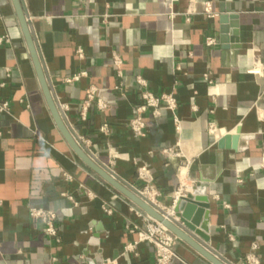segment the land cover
Segmentation results:
<instances>
[{
  "label": "crops",
  "instance_id": "obj_1",
  "mask_svg": "<svg viewBox=\"0 0 264 264\" xmlns=\"http://www.w3.org/2000/svg\"><path fill=\"white\" fill-rule=\"evenodd\" d=\"M20 2L81 148L135 195L151 183L163 210L201 185L209 202L204 250L222 264H244L255 243L264 264V0ZM222 16L236 25L232 43L220 33ZM0 37L8 40L0 45V100L10 108L0 114V264H153V246L137 241L147 215L59 133L11 0H0ZM80 72L86 76L70 81ZM136 77L154 95L173 93L178 130L161 110L145 113L143 136L133 135ZM236 134V150L218 147ZM30 207L55 213L57 238L44 235ZM174 252L170 264H212L178 238Z\"/></svg>",
  "mask_w": 264,
  "mask_h": 264
},
{
  "label": "water",
  "instance_id": "obj_2",
  "mask_svg": "<svg viewBox=\"0 0 264 264\" xmlns=\"http://www.w3.org/2000/svg\"><path fill=\"white\" fill-rule=\"evenodd\" d=\"M15 13L17 15L23 36L25 38L32 63L40 83L47 107L50 114L54 120V123L66 141L70 149L75 153V155L94 173L106 181L110 186H112L119 193L128 198L132 203L139 207L148 217L156 222L161 223L165 228H167L172 234H174L178 239L187 243L190 247L196 250L200 255L206 258L212 264H222L220 261L215 259L213 256L208 254L203 247V241L207 242L208 238L205 235L207 232V218L209 209L208 198L205 194L204 187L197 185L192 191L184 196L179 197L173 207V212L178 222L167 221L163 216L162 212L153 208L142 199H140L133 192L123 187L115 179H113L104 168H102L89 154H87L78 144L75 137L70 133L66 127L63 119V115L59 110L58 105L55 103L49 85L47 83L45 74L40 63L38 53L32 38L29 24L26 20L24 11L20 0H11ZM233 18L222 16L220 18V23L225 26V28L220 29L222 35L228 36V40L232 43L235 40L234 29L235 24L230 23ZM227 26V27H226ZM230 29L232 31H230ZM239 136L224 135L218 140L217 144L220 149H232L236 150L238 145Z\"/></svg>",
  "mask_w": 264,
  "mask_h": 264
},
{
  "label": "built area",
  "instance_id": "obj_3",
  "mask_svg": "<svg viewBox=\"0 0 264 264\" xmlns=\"http://www.w3.org/2000/svg\"><path fill=\"white\" fill-rule=\"evenodd\" d=\"M3 42H8L6 37H0V45ZM213 39H206V45L211 46L214 44ZM77 55L82 58L83 52L81 49H77ZM113 66L116 72V76L122 77V61L117 55H113L112 58ZM85 72H80L75 74L70 81H78L80 78L85 77ZM209 82V81H207ZM136 83L142 88L140 93V103L137 105L134 111V116L129 122V128L135 137H142L145 131V120L144 114L149 112L153 117L159 116L161 110L169 111L174 118V123L177 130L179 129V121L175 117V111L177 108V101L173 93L154 95L146 89V82L141 77H136ZM0 87H4L3 83H0ZM94 90L90 89L88 91V102L92 99L94 95ZM100 109L105 108L103 104H97ZM61 109V107H60ZM10 111L9 103L6 100H0V114H8ZM62 111V109H61ZM105 126L101 130H105ZM80 146H84L82 140L77 139ZM163 154L170 153L169 150L162 151ZM178 156V154H174ZM67 180H70L69 176H66ZM137 195L144 202L152 206L153 208L162 212V216L167 221L178 222L173 212V207L170 210H163L156 205L155 199L157 197V190L152 186L151 183L147 182L144 188L137 191ZM69 201H73V198L69 195L63 194ZM177 200V199H176ZM176 202V201H175ZM228 208L227 205L224 206ZM29 216L39 221L42 224V231L44 235L50 238H57V230L55 227L56 215L53 211L43 208H29ZM108 212V211H107ZM138 242H146L153 246L154 248V262L153 264H170V262L177 258L174 252V245L177 241V237L172 234L167 228H165L161 223L154 221L150 217H145V228L143 231L138 233ZM133 245H128L126 250H130L134 247ZM257 249V244H252V252L245 257L244 264H259V260L255 255Z\"/></svg>",
  "mask_w": 264,
  "mask_h": 264
}]
</instances>
